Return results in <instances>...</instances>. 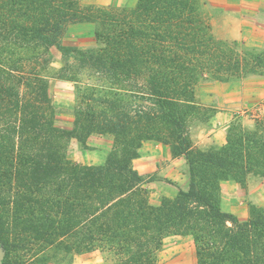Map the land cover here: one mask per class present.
I'll list each match as a JSON object with an SVG mask.
<instances>
[{
	"label": "trees",
	"instance_id": "trees-1",
	"mask_svg": "<svg viewBox=\"0 0 264 264\" xmlns=\"http://www.w3.org/2000/svg\"><path fill=\"white\" fill-rule=\"evenodd\" d=\"M77 23L96 26L95 48L62 45L66 26ZM50 48L107 77L78 91L72 130L54 126L47 83L33 67L35 51ZM249 75L264 76V52L217 39L199 0H137L117 11L79 0H0L3 264H49L48 249H105L114 264H158L163 240L182 235L193 236L196 264H264V209L251 206L240 221L221 210L220 187L264 178V120L254 131L230 126L225 145L205 151L190 138L193 124L214 112L196 102L200 80ZM92 133L113 138L105 163L69 161L66 142L85 145ZM145 141L168 146L188 167L187 188L157 207L145 186L161 179L132 166Z\"/></svg>",
	"mask_w": 264,
	"mask_h": 264
},
{
	"label": "rangeland",
	"instance_id": "rangeland-1",
	"mask_svg": "<svg viewBox=\"0 0 264 264\" xmlns=\"http://www.w3.org/2000/svg\"><path fill=\"white\" fill-rule=\"evenodd\" d=\"M136 3L137 0H79V5L82 8L92 6L95 9L106 11H117L121 9L131 10L134 8ZM203 15L209 22L208 15L204 12ZM95 30L96 26L94 24H68L64 29L60 40L62 45L65 47L87 51L96 47L97 42L95 39ZM214 36L217 38L215 34ZM217 39L223 40L220 38ZM223 41L232 42L234 40ZM236 42H238L244 49L255 52H264V45L260 48H256L246 44L243 40ZM35 55L37 58V63L33 66L34 70L37 73L39 72L40 76L46 81L48 97L55 108L53 116L54 126L62 130H72L74 127V111L76 105L78 104V91L82 95V93H86V90L90 88H98L105 81H107V77L101 73L95 72L92 69L81 67L77 61L66 57L56 48H50L48 51L40 49L35 51ZM250 77L255 78L254 83L256 85H264V76L249 75L246 78ZM203 82H212V80L203 78L199 83ZM20 93H24V88H20ZM200 107H202V109H206V111H208V109H214L210 106L200 105ZM263 111L264 100L246 113L249 118L254 121L253 127L251 129H247L242 125L241 126L246 130L254 131L255 121L264 120ZM208 114H211V112H208ZM199 117L204 119L206 115H204L202 112ZM206 122L207 121H197L191 127L190 133L195 128L206 124ZM235 125L236 122L232 123L231 126L235 127ZM112 146L113 138L111 136H104L95 133L88 134L85 145H82L75 138H70L66 142V157L72 163L80 166H102L105 163L108 154L111 152ZM132 166L134 168L135 164L133 163ZM229 182V187L225 188L223 191L224 204L221 202L222 211H236L242 213L245 217H243L244 219L241 216H239V218L237 216L236 217L240 221H244L250 216L249 210L251 206L264 209L263 177L249 175L246 179V185L244 189H242L233 181ZM150 184L146 185L145 187L148 191L149 203L154 207L159 206L162 198L165 197L174 199L177 195H172L162 191V188H160L159 184L157 183ZM170 185L171 184L165 182V184L162 186H173ZM186 245L192 247L193 250V256L191 260L187 259L186 264H196L197 260L195 256V245L192 235L166 237L163 240L162 250L158 254V264H183L185 258L183 257L179 248L185 247ZM96 251L104 253V257L108 263L114 264L116 262L115 256L107 250L97 249L92 252ZM89 253L66 255L64 252L59 251L58 249H48L46 250L45 254L49 259V264H73V261L75 260L74 257L83 256L82 258L85 259ZM0 254L2 256L1 264H3L4 252L1 249ZM84 263L85 261H80V264Z\"/></svg>",
	"mask_w": 264,
	"mask_h": 264
},
{
	"label": "crops",
	"instance_id": "crops-1",
	"mask_svg": "<svg viewBox=\"0 0 264 264\" xmlns=\"http://www.w3.org/2000/svg\"><path fill=\"white\" fill-rule=\"evenodd\" d=\"M201 8L208 15L209 24L217 38L223 40H243L250 46L260 48L264 45V0H199ZM255 78L230 82L198 83L195 89L196 100L201 106L214 108V113L206 124L191 131L193 146L200 150L221 147L226 143L227 131L232 123L247 129L253 127L254 121L246 114L264 100V85H256ZM138 174L148 177L155 175L161 181L162 191L176 195L178 189L185 190L188 185V167L183 158H174L170 148L154 141H145L138 150V157L133 161ZM132 163V164H133ZM165 180L176 186L166 187ZM162 184V185H161ZM230 182L220 184L221 202L224 204V190ZM151 185V184H150ZM239 218L244 215L236 211H226ZM245 218V217H244ZM243 218V219H244ZM187 263L192 258V247L186 245L179 248ZM179 251V252H180ZM74 257L73 264H111L98 251ZM78 262V263H77Z\"/></svg>",
	"mask_w": 264,
	"mask_h": 264
},
{
	"label": "water",
	"instance_id": "water-1",
	"mask_svg": "<svg viewBox=\"0 0 264 264\" xmlns=\"http://www.w3.org/2000/svg\"><path fill=\"white\" fill-rule=\"evenodd\" d=\"M1 259H2V256H1V254H0V264H1Z\"/></svg>",
	"mask_w": 264,
	"mask_h": 264
},
{
	"label": "built area",
	"instance_id": "built-area-1",
	"mask_svg": "<svg viewBox=\"0 0 264 264\" xmlns=\"http://www.w3.org/2000/svg\"><path fill=\"white\" fill-rule=\"evenodd\" d=\"M264 112V111H263Z\"/></svg>",
	"mask_w": 264,
	"mask_h": 264
}]
</instances>
